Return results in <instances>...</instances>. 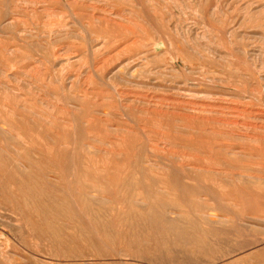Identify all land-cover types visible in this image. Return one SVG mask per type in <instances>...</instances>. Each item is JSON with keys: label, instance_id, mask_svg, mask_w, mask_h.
Masks as SVG:
<instances>
[{"label": "rangeland", "instance_id": "rangeland-1", "mask_svg": "<svg viewBox=\"0 0 264 264\" xmlns=\"http://www.w3.org/2000/svg\"><path fill=\"white\" fill-rule=\"evenodd\" d=\"M0 264H264V0H0Z\"/></svg>", "mask_w": 264, "mask_h": 264}, {"label": "bare ground", "instance_id": "bare-ground-1", "mask_svg": "<svg viewBox=\"0 0 264 264\" xmlns=\"http://www.w3.org/2000/svg\"><path fill=\"white\" fill-rule=\"evenodd\" d=\"M113 12V11H112ZM70 82V81H69ZM127 103V102H126ZM66 108V107H65ZM34 115V114H33ZM242 124V123H241ZM22 193V192H21ZM49 238V237H48Z\"/></svg>", "mask_w": 264, "mask_h": 264}]
</instances>
